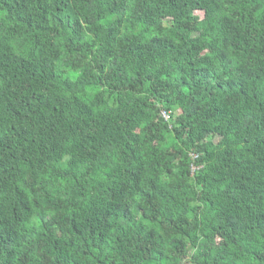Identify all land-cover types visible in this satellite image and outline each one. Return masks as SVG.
Returning <instances> with one entry per match:
<instances>
[{
	"label": "trees",
	"instance_id": "16d2710c",
	"mask_svg": "<svg viewBox=\"0 0 264 264\" xmlns=\"http://www.w3.org/2000/svg\"><path fill=\"white\" fill-rule=\"evenodd\" d=\"M0 264H264V0H0Z\"/></svg>",
	"mask_w": 264,
	"mask_h": 264
},
{
	"label": "bare ground",
	"instance_id": "6f19581e",
	"mask_svg": "<svg viewBox=\"0 0 264 264\" xmlns=\"http://www.w3.org/2000/svg\"><path fill=\"white\" fill-rule=\"evenodd\" d=\"M135 107V106H134ZM127 110V109H126ZM179 112V111H178ZM113 113V112H112ZM203 119V118H202ZM90 125V124H89ZM108 147V146H107ZM120 148V147H119ZM141 150V149H140ZM80 165V164H79ZM93 167V166H92ZM70 169V168H69ZM104 177V176H103ZM85 203V202H84Z\"/></svg>",
	"mask_w": 264,
	"mask_h": 264
},
{
	"label": "built area",
	"instance_id": "2783aa9c",
	"mask_svg": "<svg viewBox=\"0 0 264 264\" xmlns=\"http://www.w3.org/2000/svg\"><path fill=\"white\" fill-rule=\"evenodd\" d=\"M195 170H197V168H193V169H192V172L195 171Z\"/></svg>",
	"mask_w": 264,
	"mask_h": 264
}]
</instances>
